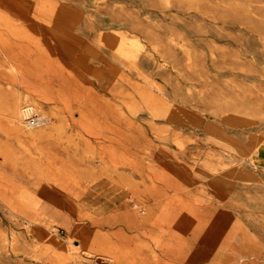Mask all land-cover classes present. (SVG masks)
I'll use <instances>...</instances> for the list:
<instances>
[{
    "label": "rangeland",
    "instance_id": "1",
    "mask_svg": "<svg viewBox=\"0 0 264 264\" xmlns=\"http://www.w3.org/2000/svg\"><path fill=\"white\" fill-rule=\"evenodd\" d=\"M0 264H264V0H0Z\"/></svg>",
    "mask_w": 264,
    "mask_h": 264
},
{
    "label": "bare ground",
    "instance_id": "2",
    "mask_svg": "<svg viewBox=\"0 0 264 264\" xmlns=\"http://www.w3.org/2000/svg\"><path fill=\"white\" fill-rule=\"evenodd\" d=\"M25 114L26 113H24V111H23V115L25 116ZM22 116V112H21V114H20V112L17 114V115H15L14 117L15 118H20ZM47 120H45L43 117H37L36 118V121L35 120H27L25 123H26V126H27V128H34L35 127V129H36V131L38 132V133H41V132H43L44 131V129H41V130H39V128H40V126H42L45 122H46ZM42 128V127H41ZM36 167H37V165H36ZM87 173V172H86ZM87 175V174H86Z\"/></svg>",
    "mask_w": 264,
    "mask_h": 264
}]
</instances>
